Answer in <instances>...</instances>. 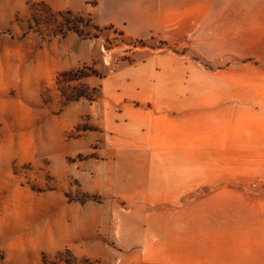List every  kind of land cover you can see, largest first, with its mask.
I'll list each match as a JSON object with an SVG mask.
<instances>
[{
  "label": "crops",
  "instance_id": "obj_1",
  "mask_svg": "<svg viewBox=\"0 0 264 264\" xmlns=\"http://www.w3.org/2000/svg\"><path fill=\"white\" fill-rule=\"evenodd\" d=\"M95 1L102 23L216 63L215 80L185 82L184 53L136 63L140 105L114 128L111 174L81 187L101 201L35 196L36 248L99 264H264V0ZM234 156L256 194L233 184ZM202 182L219 187L202 194Z\"/></svg>",
  "mask_w": 264,
  "mask_h": 264
},
{
  "label": "rangeland",
  "instance_id": "obj_2",
  "mask_svg": "<svg viewBox=\"0 0 264 264\" xmlns=\"http://www.w3.org/2000/svg\"><path fill=\"white\" fill-rule=\"evenodd\" d=\"M95 5L0 0V264H99L68 250L36 248L34 197L62 191L69 201H101L81 187L97 174H111L114 128L135 117L125 115L124 106L139 104L130 84L133 67L144 57L184 53L185 82L215 80L210 69L216 63L159 36L127 35L99 21ZM214 158L202 156V164ZM254 172L234 156L229 177L233 184L248 181L239 189L258 192ZM218 187L202 182L201 193Z\"/></svg>",
  "mask_w": 264,
  "mask_h": 264
},
{
  "label": "trees",
  "instance_id": "obj_3",
  "mask_svg": "<svg viewBox=\"0 0 264 264\" xmlns=\"http://www.w3.org/2000/svg\"><path fill=\"white\" fill-rule=\"evenodd\" d=\"M69 30L76 32L79 36H82L83 35V33L79 29H77V28H70Z\"/></svg>",
  "mask_w": 264,
  "mask_h": 264
}]
</instances>
